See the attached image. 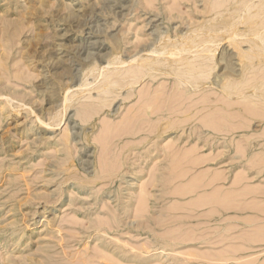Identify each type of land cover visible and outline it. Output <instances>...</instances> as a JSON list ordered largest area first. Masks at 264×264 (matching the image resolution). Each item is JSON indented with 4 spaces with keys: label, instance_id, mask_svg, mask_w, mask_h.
I'll return each instance as SVG.
<instances>
[{
    "label": "rangeland",
    "instance_id": "1",
    "mask_svg": "<svg viewBox=\"0 0 264 264\" xmlns=\"http://www.w3.org/2000/svg\"><path fill=\"white\" fill-rule=\"evenodd\" d=\"M263 26L264 0H0V264H264Z\"/></svg>",
    "mask_w": 264,
    "mask_h": 264
},
{
    "label": "bare ground",
    "instance_id": "2",
    "mask_svg": "<svg viewBox=\"0 0 264 264\" xmlns=\"http://www.w3.org/2000/svg\"><path fill=\"white\" fill-rule=\"evenodd\" d=\"M217 2V1H216ZM226 3V2H225ZM236 3H237V1H236ZM248 3H250V2H248ZM227 4V3H226ZM246 4V3H245ZM234 5V4H233ZM249 5V4H248ZM251 5V4H250ZM247 6V5H246ZM220 8V7H219ZM230 8V7H229ZM215 9V8H214ZM213 9V10H214ZM243 9V8H242ZM230 10V9H229ZM235 10V9H234ZM224 11V10H223ZM245 11H246V8H245ZM230 12V11H229ZM243 12V11H242ZM257 12V11H256ZM236 13V12H235ZM243 14H244V12H243ZM261 14H263V13H261ZM223 15V14H222ZM221 15V16H222ZM228 15V14H227ZM247 15V14H246ZM224 17H225V15H223ZM243 16V15H242ZM227 17V16H226ZM229 17V16H228ZM214 18V17H213ZM235 18V17H234ZM241 18V17H240ZM260 18V17H259ZM218 19V18H217ZM247 19H248V17H247ZM247 19H245L246 21H247ZM220 21H221V19H219ZM238 20V19H237ZM236 20V21H237ZM240 20V19H239ZM243 20V19H242ZM241 20V21H242ZM259 20V19H258ZM211 21V20H210ZM213 21V20H212ZM211 21V22H212ZM257 21V20H256ZM213 22H216V21H213ZM219 22V21H218ZM223 24H224V26L222 27V28H230L231 26H233V24H234V19H223V21H221ZM208 23L209 22H207V25H208ZM258 23V22H257ZM220 24V23H219ZM241 24H242V22H241ZM207 25H206V27H207ZM237 25V24H236ZM248 26V25H247ZM255 26V25H254ZM264 27V26H263ZM198 28H201V26L200 27H198ZM202 28H203V26H202ZM221 28V29H222ZM233 28V27H232ZM232 28H230V29H232ZM235 28V27H234ZM234 28H233V30H234ZM204 29V28H203ZM221 29H219V31L221 30ZM230 29H228L231 33L227 36V38H229V37H234V35L235 34H239L236 30H234L233 32L230 30ZM244 29V28H243ZM246 29H247V27H246ZM197 30H199V29H197ZM202 30V29H201ZM223 30V29H222ZM239 30V29H238ZM264 30V29H263ZM263 30H261V31H263ZM162 31V30H161ZM209 31V30H208ZM208 31H206V32H208ZM224 31H226V30H224ZM198 32V31H197ZM200 32V31H199ZM203 32V31H202ZM211 32H214V30L213 31H211ZM209 34H210V32H208ZM235 33V34H234ZM249 33V32H248ZM247 33V34H248ZM187 34V33H186ZM198 34V33H197ZM205 34H207V33H205ZM222 34H225L224 32L222 33ZM242 34V33H241ZM245 34V33H244ZM243 34V35H244ZM246 34V35H247ZM253 34H255V35H258V37L260 36V39L262 40V41H264V33H262V32H260V30L259 31H254V33ZM190 35V34H189ZM204 35V32H203V34H202V36ZM208 35V34H207ZM221 35V34H220ZM227 35V34H226ZM243 35H242V37H243ZM199 36H201V35H199ZM199 36H198V38H199ZM209 36V35H208ZM223 36V35H222ZM238 36V35H237ZM248 36V35H247ZM246 36V37H247ZM251 36V35H250ZM196 38H197V36H195ZM216 36H211L210 35V38H206L205 40H200V41H197L196 39L194 40H190V42L188 43V45L186 44V45H184V42H183V47H181V48H178L177 47V44H176V46H173V49L171 50H169V51H167L169 48H170V46H166L165 45V47H163V49H162V51L161 52H169V54L170 53H172L173 55H175L174 53H175V50H182V52H184V51H187L189 48H191V47H199V46H201L202 44H204V43H209L210 44V42H211V44L212 43H216L218 40H220L219 38H215ZM241 37V38H242ZM253 37V36H252ZM186 38H187V36H186ZM189 38V37H188ZM231 38H229L230 39V41H231ZM238 38V37H237ZM245 38V37H244ZM190 39V38H189ZM223 39H226V38H223ZM234 39V38H233ZM239 39H240V37H239ZM243 39V38H242ZM253 39V38H252ZM183 40H184V38H183ZM187 40V39H186ZM227 40V39H226ZM241 40V39H240ZM244 40V39H243ZM247 40V39H246ZM245 40V41H246ZM251 40V39H250ZM258 40H259V38H258ZM260 40V41H261ZM191 41H192V44L191 45H189L190 43H191ZM229 41V42H230ZM237 41V40H236ZM188 42V41H187ZM232 42H233V40H232ZM238 42H240V41H238ZM248 42V41H247ZM245 43V42H244ZM250 43V42H249ZM210 44V45H211ZM234 44H238L237 42L235 43V41H234ZM262 44V43H261ZM173 45H175V44H173ZM258 45V44H257ZM264 45V44H263ZM206 46V45H205ZM216 46V45H215ZM214 46V47H215ZM218 46V45H217ZM216 46V47H217ZM235 46V45H234ZM241 46V45H240ZM260 46V45H259ZM239 47V46H238ZM242 47V46H241ZM241 47H240V49H241ZM253 47V46H252ZM150 48V47H149ZM235 48H236V46H235ZM161 49V48H160ZM197 49V48H196ZM199 49V48H198ZM209 49H210V47H209ZM214 49H217V48H214ZM251 49V48H250ZM249 49V50H250ZM253 49V48H252ZM251 49V50H252ZM247 50V49H246ZM160 51V50H159ZM209 51H213L212 49L211 50H209ZM239 51V50H238ZM241 51V50H240ZM242 51H244L243 49H242ZM179 52V51H178ZM181 52V51H180ZM195 52H196V50H195ZM254 52H257V48H256V51H254ZM188 53V52H187ZM192 53V52H191ZM204 53H206V52H204ZM208 53H210V52H208ZM214 53V52H213ZM247 53H248V51H247ZM172 54H170V55H172ZM180 54V53H179ZM190 54V53H189ZM207 54V53H206ZM205 54V55H206ZM253 54V53H252ZM183 55V54H182ZM199 55V54H198ZM211 55V54H210ZM241 55H243L242 54V52H241ZM241 55H239V56H241ZM254 55V54H253ZM189 56V58L191 59V57H190V55H188ZM199 56H201V55H199ZM214 56V55H213ZM258 56H259V53H258ZM170 57V56H169ZM207 57V56H206ZM205 57V58H206ZM255 57V56H254ZM262 57H263V55H262ZM153 58V57H152ZM157 58V57H156ZM155 58V59H156ZM175 58H177V57H175ZM249 58V57H248ZM144 59V58H143ZM150 59V58H149ZM174 59V58H173ZM186 59V58H185ZM246 59V58H245ZM164 60H165V58H164ZM169 60L170 59H168V61H167V59H166V62H169ZM176 60V59H175ZM189 59H186L185 60V63H183V61H182V59L180 60V62L179 63H181V61H182V63H183V65H184V68L186 67V70H184L183 72H180L179 74L180 75H183L184 76V74L185 73H190L191 74V79L192 80H190L191 81V83H192V85H194V84H197L198 83V78H200V77H207V75H209L210 74V67H212V65L213 64H210V61L211 60H215V58L214 59H212L211 57H209L208 59H206V60H204V58L202 59L203 61H204V63L203 64H201V66H200V64L199 65H197V64H195V62H187ZM194 60V59H193ZM199 60V59H198ZM143 63H144V61L143 60H141ZM145 61H147V59L145 60ZM152 61V60H151ZM243 61V60H242ZM160 61H158V60H154L153 62H150V63H147V65L148 66H153L152 64L154 63V64H158ZM250 62V61H249ZM249 62H247V63H249ZM124 63V62H123ZM141 63V62H140ZM171 63V62H170ZM172 63H174V64H176L175 63V61L174 62H172ZM199 63V62H198ZM164 64V63H163ZM246 64V63H245ZM143 65H145V63L143 64ZM146 65V66H147ZM215 65V64H214ZM243 65V64H242ZM139 66V65H138ZM145 66V67H146ZM176 66V65H175ZM217 66V65H216ZM144 67V68H145ZM155 67V66H154ZM154 67H153V69H154ZM177 67V66H176ZM178 67H179V65H178ZM254 67V66H253ZM133 68V67H132ZM150 68V67H149ZM161 68V67H160ZM163 68H165V67H163ZM152 69V70H153ZM157 69V68H156ZM178 69H180V68H178ZM177 69V70H178ZM247 69V68H246ZM245 69V70H246ZM160 70H164V69H160ZM172 70H173V68H172ZM175 70V69H174ZM151 71V70H150ZM168 71V70H167ZM166 71V72H167ZM193 71H196V72H193ZM249 71V70H248ZM173 73H176V70H175V72L174 71H172ZM243 72V71H242ZM170 73V72H169ZM212 73V72H211ZM132 74V73H131ZM178 74V73H177ZM178 74V75H179ZM145 75V74H144ZM146 75H147V73H146ZM145 75V76H146ZM186 75V74H185ZM257 75V74H256ZM143 76V75H142ZM190 76V75H189ZM224 76V75H223ZM264 76V75H263ZM209 78V77H208ZM227 78V77H226ZM234 78H236V77H234ZM225 79V78H224ZM227 79H229V78H227ZM232 80H233V78H231ZM249 79V78H248ZM253 79V78H252ZM134 80V79H133ZM227 81V80H226ZM247 81V80H246ZM264 81V80H263ZM202 82V81H201ZM204 82V81H203ZM206 83V82H205ZM212 83V82H211ZM222 83V82H221ZM263 83V82H262ZM262 83H261V85H262ZM180 84V83H179ZM184 84V83H183ZM186 84V83H185ZM190 84V83H189ZM225 84H227L226 82H225ZM224 84V85H225ZM260 84V83H259ZM108 85H110L109 83H108ZM181 85V84H180ZM199 85V84H198ZM220 85V84H219ZM218 85V86H219ZM191 86V85H190ZM194 86H197V85H194ZM205 86V85H204ZM106 87V86H105ZM159 87V86H158ZM161 87V86H160ZM181 87V86H180ZM193 87V86H192ZM201 87H203L202 86V84H201ZM201 87H199V89L201 88ZM220 87V86H219ZM247 87V86H246ZM248 87H249V85H248ZM198 88V87H197ZM241 88H242V85H240V86H235V85H233L232 83H229L228 85H227V91L226 90H224V91H226L227 92V94L228 95H234V94H237V95H240L241 94ZM264 88V87H263ZM190 89V88H189ZM189 89H188V91H189ZM193 89V88H192ZM223 89V88H222ZM255 89V88H254ZM256 89H258V88H256ZM255 89V90H256ZM187 90V89H186ZM254 90V91H255ZM249 91H251V90H249ZM248 91V92H249ZM259 91V90H258ZM261 91V90H260ZM192 92H195V91H192ZM185 93V92H184ZM196 93V92H195ZM194 93V94H195ZM225 93V92H224ZM246 93V92H245ZM254 93V92H253ZM144 94V93H143ZM193 94V95H194ZM198 94V93H197ZM248 94V93H247ZM247 94H246V96H247ZM255 94H257V93H255ZM254 94V95H255ZM190 95V94H189ZM259 95V94H258ZM147 96V95H146ZM226 96V95H225ZM245 96V97H246ZM256 96V95H255ZM207 97V96H206ZM243 97V96H242ZM260 97V96H259ZM155 98H156V95H155ZM229 98V97H228ZM244 98V97H243ZM247 98V97H246ZM154 99V98H153ZM152 99V100H153ZM263 99V98H262ZM140 100V99H139ZM158 100V99H157ZM206 100V99H205ZM227 100V99H226ZM229 100V99H228ZM235 100V99H234ZM233 100V101H234ZM239 100V99H238ZM241 100V99H240ZM255 100V99H254ZM259 100H260V98H259ZM220 101V100H219ZM231 102H232V100H230ZM257 101V100H256ZM261 101V100H260ZM144 102V101H143ZM147 102H149V100H147ZM155 102H156V100H155ZM194 102V101H193ZM212 102V101H211ZM241 102V101H240ZM149 103H151V102H149ZM242 103V102H241ZM259 103V102H258ZM142 104V103H141ZM147 104V103H146ZM152 104H153V102H152ZM231 104V103H230ZM233 104V103H232ZM251 104V103H250ZM151 105V104H150ZM234 105V104H233ZM242 105V104H241ZM256 105V104H255ZM148 106V105H147ZM152 106V105H151ZM151 106H148V107H151ZM160 106V105H159ZM190 106V105H189ZM227 106H229V104L227 105ZM157 107V106H156ZM155 107V108H156ZM249 106L247 105V108H248ZM251 107H252V105H251ZM154 108V107H153ZM188 108V107H187ZM253 108V107H252ZM139 110V109H138ZM150 110V109H149ZM155 110V109H154ZM153 110V111H154ZM222 110V109H221ZM245 110H246V107H245ZM152 111V110H151ZM252 111V110H251ZM198 112H199V110H198ZM136 113V112H135ZM153 113H155V111L153 112ZM152 113V114H153ZM90 114V113H89ZM137 114V113H136ZM216 114V113H215ZM228 114V113H227ZM150 115H151V113H150ZM229 115V114H228ZM141 116V115H140ZM139 116V117H140ZM257 116V115H256ZM259 116V115H258ZM244 117V116H243ZM131 119H132V117H131ZM130 120V119H129ZM128 120V121H129ZM223 120V119H222ZM181 122H183V121H181ZM202 124V123H201ZM211 124V123H210ZM217 125V124H216ZM130 126V125H129ZM170 127H171V125H169ZM168 126V127H169ZM169 127V128H170ZM173 127V126H172ZM234 131V130H233ZM68 137V136H67ZM67 141V140H66ZM177 163V162H176ZM183 166V165H182ZM214 173V172H213ZM218 175V174H217ZM212 176V175H211ZM214 177V176H213ZM217 177V176H216ZM215 178V177H214ZM223 178V177H222ZM210 183V182H209ZM212 185V184H211ZM147 187V186H146ZM247 190V189H246ZM144 191V190H143ZM255 191V190H254ZM232 194V193H231ZM144 195V194H143ZM215 195V194H214ZM226 195V194H225ZM227 196V195H226ZM224 197V196H223ZM231 197V196H230ZM226 198H228V197H226ZM231 203V202H230ZM232 206V205H231ZM227 209H229V208H227ZM215 210V209H214ZM207 254V253H206ZM194 255V254H193ZM196 255V254H195ZM202 255V254H201ZM201 255H200V257H201ZM191 257H192V255H191ZM197 258V257H196ZM202 258V257H201ZM215 258V257H214ZM189 259V258H188ZM198 259V258H197ZM197 259H195V260H197ZM210 258H208V260H209ZM229 258H227V260H228ZM203 260V259H202ZM206 260H207V258H206ZM211 260V259H210ZM209 260V261H210ZM226 260V259H225ZM230 260V259H229ZM214 263V262H213ZM216 263H218V262H216ZM222 263V262H221ZM226 263V262H225Z\"/></svg>",
    "mask_w": 264,
    "mask_h": 264
}]
</instances>
